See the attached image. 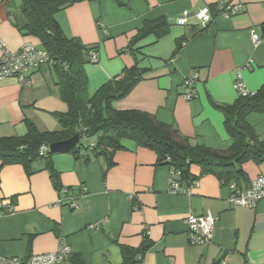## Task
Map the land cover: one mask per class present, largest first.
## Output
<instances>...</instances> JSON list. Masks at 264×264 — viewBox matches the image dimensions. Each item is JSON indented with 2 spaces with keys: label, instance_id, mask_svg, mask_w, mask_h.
I'll return each mask as SVG.
<instances>
[{
  "label": "crops",
  "instance_id": "crops-1",
  "mask_svg": "<svg viewBox=\"0 0 264 264\" xmlns=\"http://www.w3.org/2000/svg\"><path fill=\"white\" fill-rule=\"evenodd\" d=\"M218 2L241 9L225 18L216 11ZM203 8L210 16L205 26L193 17ZM185 10L190 16L180 26L176 20ZM161 17L169 24L167 35L158 40L148 35L133 51L127 49L145 22ZM55 19L66 37L96 48V61L84 66L88 96L136 63L146 73L112 108L146 112L192 146L217 151L230 146L216 106L231 105L239 96L233 86L237 73L250 93L264 84V0H82ZM23 21L20 0L0 3V44L11 52L27 42L41 47L18 30ZM250 30L260 40L256 46ZM194 72L196 97L186 101L181 84ZM26 80L0 81V138L24 135L25 120L42 132L59 129L54 114L65 113L67 105L58 95V72L45 66ZM247 120L264 140V113ZM121 144L124 149L113 153L109 168L90 151L78 157L52 155L63 193L42 160L30 175L20 165L1 168L0 202L12 213L0 214V256L23 259L52 252L63 242L72 260L61 264H121L120 247L137 248L145 236L150 247L140 264H264V199L254 208L229 202V185L247 189L253 179L264 177V161L241 164V174L227 184L204 175L186 196L167 191L170 168L158 162L154 151L131 140ZM190 173L197 177L199 169L192 167ZM189 213L216 219L208 243H188Z\"/></svg>",
  "mask_w": 264,
  "mask_h": 264
},
{
  "label": "trees",
  "instance_id": "trees-1",
  "mask_svg": "<svg viewBox=\"0 0 264 264\" xmlns=\"http://www.w3.org/2000/svg\"><path fill=\"white\" fill-rule=\"evenodd\" d=\"M20 1L24 21L16 26L25 35L37 39L53 60V68L59 74L58 95L67 105V111L54 114L59 125L56 131H39L32 122L25 120L24 135L1 137L0 169L20 165L30 175L34 171L33 164L42 160L56 189L60 190L58 175L50 160L54 154L47 152L41 155L39 148L68 140L74 135H78L80 140L66 154L75 157L85 155L88 146L83 138L95 137L96 144L90 152L96 157H103L109 168L113 153L124 149L121 141L131 140L138 147L154 151L158 162L179 171L185 182L210 174L227 184L236 174H241L238 169L241 164L264 161V140L258 139L247 120L252 114L264 113V84L252 94L239 95L231 105L216 106L224 116V127L231 140L227 150L192 146L177 130L159 123L146 112L112 108V103L126 97L146 73L136 63L88 96L84 66L92 63L89 54H95L96 48H89L76 38L66 37L55 19L56 13L82 0ZM168 30L169 24L164 17L147 21L130 40L127 49L133 51L135 44L148 35L158 40L167 35ZM192 167L199 169L197 177L191 175ZM149 247L150 241L145 236L137 248L121 246V264H140ZM73 264H80V261Z\"/></svg>",
  "mask_w": 264,
  "mask_h": 264
},
{
  "label": "built area",
  "instance_id": "built-area-1",
  "mask_svg": "<svg viewBox=\"0 0 264 264\" xmlns=\"http://www.w3.org/2000/svg\"><path fill=\"white\" fill-rule=\"evenodd\" d=\"M8 0H0V3L7 2ZM240 5H227L224 2H218L216 11L225 18H229L232 15L239 12ZM190 16L187 10L183 11L177 18L176 23L180 26H186L188 17ZM199 22L204 26L209 22V10L203 8L197 13L193 14ZM250 37L253 44L256 46L260 43L258 36L253 30H250ZM1 47L0 57V81L6 78H16L21 84H28L26 80L27 75L39 70L41 67L51 66L54 62L49 54L42 48H39L31 43H25L18 52H11L7 50L3 44ZM90 62L96 61V55L94 53L89 54ZM198 81L197 73H193L191 76L185 78L181 84L182 98L186 101L192 100L196 97V84ZM234 89L240 96H246L252 94L246 90V86L242 80L240 73L236 74L234 80ZM90 138H83V142L87 143L88 151L93 149L96 144V138L94 141H89ZM41 155H45L48 152V146L41 145L39 148ZM198 185V180L182 181L179 171L170 168L169 177L167 180V191L171 194H180L190 196L192 189ZM231 194L229 202L233 206H248L254 208L262 199H264V177L258 176L253 179L247 189H240L235 184L229 185ZM64 190H60L63 193ZM69 205L73 208L76 204L72 201V198L68 199ZM62 201H58V204H62ZM6 209V210H5ZM5 210V212H4ZM11 214L12 208L10 206H3L0 202V214ZM215 218L210 214L195 215L189 213L185 217V226L187 240L190 245H203L208 243L213 236ZM93 227V226H90ZM72 252L69 246L65 243L59 244L56 250L48 253L30 255L26 258L19 257H2L0 256V264H61L71 257Z\"/></svg>",
  "mask_w": 264,
  "mask_h": 264
},
{
  "label": "water",
  "instance_id": "water-1",
  "mask_svg": "<svg viewBox=\"0 0 264 264\" xmlns=\"http://www.w3.org/2000/svg\"><path fill=\"white\" fill-rule=\"evenodd\" d=\"M79 140L80 137L78 135H74L72 138L68 140L51 144L48 147V152L51 154L69 152L72 148H74L78 144Z\"/></svg>",
  "mask_w": 264,
  "mask_h": 264
},
{
  "label": "bare ground",
  "instance_id": "bare-ground-1",
  "mask_svg": "<svg viewBox=\"0 0 264 264\" xmlns=\"http://www.w3.org/2000/svg\"><path fill=\"white\" fill-rule=\"evenodd\" d=\"M27 43H30V42H27ZM32 44V43H31ZM24 45V44H23ZM34 45V44H33ZM5 47V46H4ZM37 47H39V46H37ZM39 48H42V47H39ZM43 49V48H42ZM0 51H2L1 50V47H0ZM92 63H94V62H92ZM42 68V67H41ZM40 69V68H39Z\"/></svg>",
  "mask_w": 264,
  "mask_h": 264
},
{
  "label": "rangeland",
  "instance_id": "rangeland-1",
  "mask_svg": "<svg viewBox=\"0 0 264 264\" xmlns=\"http://www.w3.org/2000/svg\"><path fill=\"white\" fill-rule=\"evenodd\" d=\"M92 94H90V96H91Z\"/></svg>",
  "mask_w": 264,
  "mask_h": 264
}]
</instances>
